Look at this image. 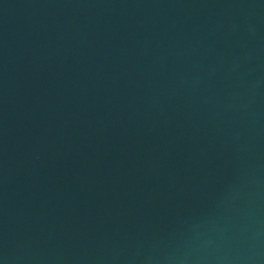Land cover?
Listing matches in <instances>:
<instances>
[{
	"label": "water",
	"instance_id": "95a60500",
	"mask_svg": "<svg viewBox=\"0 0 264 264\" xmlns=\"http://www.w3.org/2000/svg\"><path fill=\"white\" fill-rule=\"evenodd\" d=\"M0 264H264V0H0Z\"/></svg>",
	"mask_w": 264,
	"mask_h": 264
}]
</instances>
